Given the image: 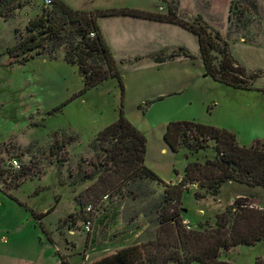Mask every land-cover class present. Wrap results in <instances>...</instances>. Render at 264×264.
<instances>
[{
    "label": "rangeland",
    "instance_id": "obj_1",
    "mask_svg": "<svg viewBox=\"0 0 264 264\" xmlns=\"http://www.w3.org/2000/svg\"><path fill=\"white\" fill-rule=\"evenodd\" d=\"M24 1L11 18L0 17V170L6 177L0 186L11 194L0 191V264H63V260L68 264H89L105 256L100 254L99 239L108 228L117 233L120 219L131 221L143 216L141 222L146 228L141 239H154L158 221L154 205L160 202L164 189L161 184L142 182L140 188L139 184L131 185L136 199L119 187L97 198L86 191L102 174L109 177L102 172L104 152L94 140L123 109L116 79L83 92L77 67L63 60L64 48L57 52L56 60L33 51L27 62H14L8 49L25 35L28 21L45 8L40 0ZM63 1L72 8L89 11L118 8L120 3L152 9L163 5L161 0ZM256 5L254 12L246 0H234L232 23L240 17L237 29L241 27V31L225 37L230 55L247 75H253L252 89H235L207 78L193 88L192 108L180 107L181 101H187V94L184 100H156L148 113L152 101L145 102L130 114L159 124L175 111L174 118H199L230 126L240 145L264 140V0H256ZM12 159L18 161L19 169L11 168ZM185 160L188 163L191 158L186 159L181 150L159 159L164 171H169L170 162L181 170ZM18 171H24L26 177L14 186L11 177ZM170 173H174L172 167ZM239 192L255 193L251 201L264 209L262 188L254 192L224 186L218 197L206 196L199 201L188 191L181 199L183 224L195 230L205 224L214 227L216 215L226 208L224 204L231 195ZM97 220L101 223L99 233ZM87 221L91 222L89 231L85 229ZM219 259L235 264L264 261V241L223 250Z\"/></svg>",
    "mask_w": 264,
    "mask_h": 264
},
{
    "label": "trees",
    "instance_id": "obj_2",
    "mask_svg": "<svg viewBox=\"0 0 264 264\" xmlns=\"http://www.w3.org/2000/svg\"><path fill=\"white\" fill-rule=\"evenodd\" d=\"M246 2L256 12V0ZM24 4V0H0V17L11 18ZM233 5L234 0H231L229 21H232ZM122 15L173 23L192 32L198 38L204 76L235 89H252L253 75H247L230 55L228 43L221 34L201 16L188 21L171 6L166 14L129 8L84 11L71 8L63 0H52L51 6L28 21L25 35L8 49L9 57L14 62L24 63L31 57L28 54L36 51L43 57L56 60L57 52L64 48L63 60L77 67L83 92L108 79H116L122 104L121 74L98 23L100 17ZM239 21L240 17H237V25ZM177 57L194 58L183 47L167 57L155 55L159 63ZM163 140L174 153L185 150L194 155L212 149L214 155L203 161H189L180 182L169 184L145 165L146 137L125 117L122 108L117 119L97 133L94 143L104 152L102 172L109 177L102 174L86 189L91 191L90 197L107 196L112 189L119 187V190L127 189L128 194L136 199L138 196L130 186L139 184L137 188H140L142 182H157L164 190L160 202L154 205L158 215L154 239L120 248L89 264H235L220 260L221 251L241 245L254 246L264 241V209L250 206L246 198H236L232 205L217 214L214 227L205 224L199 230L188 229L181 218L182 195L190 185L196 184L203 191H196L195 199L215 198L227 182L264 189V140L255 141L250 146L240 145L235 133L227 129L187 120L168 122ZM210 142H214L213 147ZM52 148L56 147L53 145ZM4 173L1 169L0 181L3 183L6 180ZM24 173L18 171L12 175L14 186H19L25 179ZM0 191L11 196L1 186ZM33 215L39 218V215ZM62 263L68 264L64 260ZM254 264H264V261L257 260Z\"/></svg>",
    "mask_w": 264,
    "mask_h": 264
},
{
    "label": "crops",
    "instance_id": "obj_3",
    "mask_svg": "<svg viewBox=\"0 0 264 264\" xmlns=\"http://www.w3.org/2000/svg\"><path fill=\"white\" fill-rule=\"evenodd\" d=\"M161 1L163 2V5L156 6L158 8L155 7V9L154 7L153 9L150 7L145 8L131 3H120L117 7L166 14L169 6H171L175 9L177 14L185 20L191 21L195 17L201 16L211 28L217 30L221 34L223 39L233 33L241 31V27L240 29H237L239 26H237L236 23L233 24V21H229L231 0ZM67 5L69 4L67 3ZM70 7L72 8V6ZM73 9L84 10L76 7H73ZM98 23L121 74L124 87L123 113L125 117L146 137V154L144 163L164 182L177 184L184 176V168L187 164V160L182 162L184 168H181V170L176 169L175 164L170 162L169 171H164L159 159L163 156H172L173 154H176L171 151L163 140V134L168 122L180 120L182 118H174V111L171 113V116H164L159 124H152L149 123V120L147 121V119L140 120L139 115L137 116L134 113L130 114L129 111H135V109L137 110L140 106L144 105L145 102L152 101V104L146 111V113H148L154 105L153 102L156 100L164 102L167 98L172 97H175L176 99L183 98L184 100L187 94L189 96L187 101H181L180 107L185 109L192 108V98L195 95L194 91H192L193 88L200 80L210 78L204 76L205 68L200 56L198 38L192 32H189L176 24L129 15L100 17ZM219 24H221L222 28L221 26H218ZM242 32H244V29ZM241 41H243V43L246 42L243 37H241ZM180 47L189 51L194 58L177 57L173 60H167L161 63L157 62L155 59V55L167 57ZM198 119L189 118V120H182L200 121L199 123L205 125L225 128L229 131L231 130V127L228 125L221 126L216 121H203L202 119ZM210 145L213 147L214 142H210ZM181 152H185L186 159L190 157V161L196 159L203 161L206 157L211 158L214 155L212 149H209L208 151H200L194 155L189 154L185 150H181ZM171 167L172 171L174 172V169H176L177 173H170ZM224 186L236 187L244 191L252 190L254 192L255 190L260 189V187H248L235 182H227L223 184L222 187ZM188 191H192L193 195L196 191L203 192L196 184L190 185L186 192ZM220 192L216 197L220 195ZM247 194L248 193H235L234 195H231L228 202L224 205L228 207L233 204L235 198L248 196L249 205L254 204L257 208L263 209L257 203L251 201V198L255 197V193H250V195ZM202 199L195 200L199 201ZM141 218H143V216ZM141 218H134L131 221H123L120 219L119 223L117 222V233L116 231L111 233V230L108 228V231L103 233L99 239L101 256L110 254L108 252L114 253L123 247L144 243L145 241L141 239V234L143 229L146 228V225L141 222ZM184 219L188 221L186 218ZM95 226L96 232L99 233L101 223H98V220L95 222Z\"/></svg>",
    "mask_w": 264,
    "mask_h": 264
},
{
    "label": "built area",
    "instance_id": "obj_4",
    "mask_svg": "<svg viewBox=\"0 0 264 264\" xmlns=\"http://www.w3.org/2000/svg\"><path fill=\"white\" fill-rule=\"evenodd\" d=\"M40 1H41V4H42L44 7H49V6H51V4H52V0H40ZM90 36H93V34L91 33ZM10 165H11V168H13V169H19V168H20V165H19V163H18V161H17L16 159H12V160L10 161ZM250 206H252V207H256V208H257V206H255L254 204H253V205H250ZM88 210H90V207H89ZM90 226H91V222H90V221H87V222H86L85 229H86L87 231H89V227H90ZM187 228H189V227H187Z\"/></svg>",
    "mask_w": 264,
    "mask_h": 264
}]
</instances>
